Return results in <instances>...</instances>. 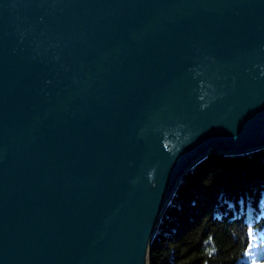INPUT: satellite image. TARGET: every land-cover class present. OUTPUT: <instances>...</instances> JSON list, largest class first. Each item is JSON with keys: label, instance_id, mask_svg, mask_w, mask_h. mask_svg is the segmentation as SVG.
<instances>
[{"label": "water", "instance_id": "1", "mask_svg": "<svg viewBox=\"0 0 264 264\" xmlns=\"http://www.w3.org/2000/svg\"><path fill=\"white\" fill-rule=\"evenodd\" d=\"M264 149V0H0V264H150L181 182Z\"/></svg>", "mask_w": 264, "mask_h": 264}, {"label": "trees", "instance_id": "2", "mask_svg": "<svg viewBox=\"0 0 264 264\" xmlns=\"http://www.w3.org/2000/svg\"><path fill=\"white\" fill-rule=\"evenodd\" d=\"M264 262V149L212 151L181 182L152 242L150 264Z\"/></svg>", "mask_w": 264, "mask_h": 264}, {"label": "rangeland", "instance_id": "3", "mask_svg": "<svg viewBox=\"0 0 264 264\" xmlns=\"http://www.w3.org/2000/svg\"><path fill=\"white\" fill-rule=\"evenodd\" d=\"M257 244H258L257 242H254L252 244V248H251L252 250L248 253L247 259L250 260L252 264H264L263 261H260L259 254L255 252V247H257L256 246Z\"/></svg>", "mask_w": 264, "mask_h": 264}]
</instances>
